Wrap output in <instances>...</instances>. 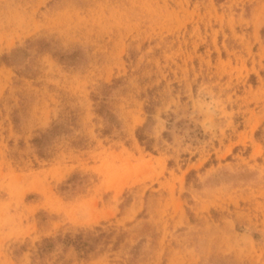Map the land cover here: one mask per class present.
<instances>
[{
  "label": "rangeland",
  "instance_id": "1",
  "mask_svg": "<svg viewBox=\"0 0 264 264\" xmlns=\"http://www.w3.org/2000/svg\"><path fill=\"white\" fill-rule=\"evenodd\" d=\"M0 264H264V0H0Z\"/></svg>",
  "mask_w": 264,
  "mask_h": 264
},
{
  "label": "trees",
  "instance_id": "2",
  "mask_svg": "<svg viewBox=\"0 0 264 264\" xmlns=\"http://www.w3.org/2000/svg\"><path fill=\"white\" fill-rule=\"evenodd\" d=\"M3 58L7 60L8 55L3 54ZM55 133L54 128L47 133H41L40 135L36 136L33 139V144L38 148L39 152L43 153L44 149L47 146V143L49 141V135ZM55 240L52 238H44L43 243L41 246L38 247V254H43L46 250H48L53 244ZM65 242L71 243L75 245L77 248H83L87 244L83 240V237L81 234L76 235L74 238L71 237V235H67V238L65 239Z\"/></svg>",
  "mask_w": 264,
  "mask_h": 264
}]
</instances>
